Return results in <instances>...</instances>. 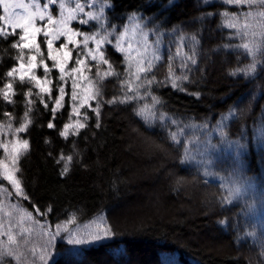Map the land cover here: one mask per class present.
<instances>
[{"label":"trees","instance_id":"1","mask_svg":"<svg viewBox=\"0 0 264 264\" xmlns=\"http://www.w3.org/2000/svg\"><path fill=\"white\" fill-rule=\"evenodd\" d=\"M75 3L97 11L89 6L92 0H71L69 6ZM105 4H110L103 21L108 31L102 32L107 43L101 46L109 63H99L95 39L88 42L91 53L82 43L68 46L91 70L71 59L61 73L47 59L44 30L57 61L64 53L55 49L67 37L54 33L102 31L75 21L65 28L60 21L69 14L67 7L61 12L56 5L52 23L48 10L40 8L44 21L37 14L35 23L44 25L37 34L42 56L31 41L21 50L9 43L18 37L0 35V249L19 256L4 259L9 264H264V55L258 54L255 72L233 75L252 63L237 45H264V7L224 0ZM29 11H37L35 3ZM29 55L36 56L32 72L41 78L43 92L28 82L32 73L23 83L19 72L6 75L21 63L27 71ZM41 58L50 68L47 77ZM141 58L144 65L138 64ZM149 62L151 70H139ZM60 87L64 94L56 105ZM96 89L100 95L93 98ZM5 91L14 103L4 100ZM49 122L55 126L49 128ZM24 124L27 130L17 131ZM65 125L67 138L60 135Z\"/></svg>","mask_w":264,"mask_h":264},{"label":"snow or ice","instance_id":"2","mask_svg":"<svg viewBox=\"0 0 264 264\" xmlns=\"http://www.w3.org/2000/svg\"><path fill=\"white\" fill-rule=\"evenodd\" d=\"M85 2L87 3V0H85ZM225 3L227 4H234V5H249L252 6L254 4H259V6L264 7V0H224ZM35 3L36 5V12L33 11H29V9L32 7V4ZM71 0H47V2H45V0H28V2H26V0H0V7H2L3 10V15H0V21H4L5 25L4 27H0V35H4L5 38L7 36H15L18 37V40H13V41H9V43L11 44L12 48H18V49H24L29 47L28 45V41H31L32 43L36 44V51L38 54H41V56L43 55L41 52V48H40V44L37 43V39L38 33H41V31L44 28V25L41 24V26H37L35 23L36 20V16L37 14H39V20L42 22L44 21V15L42 12H40V8L42 7L43 9H47L48 10V16H47V20L48 23H52L53 22V16L57 14V7L56 5L58 4V8L59 10H61V12L67 7L68 8V15L67 17H64L63 15H61V23L65 26V28H67L68 24L70 22H78L80 25L82 26H87L89 28H96L97 25L100 26L102 31H93V32H88L85 30L84 27L80 28V29H75V28H68L67 32L65 31H58L57 33H54V35L56 36L57 39H59L60 36H66L67 40L66 42H61L58 47L55 49L56 52H63L64 56L63 59L60 61H57V57L53 54L54 49H53V39L48 38L49 33L48 31L44 30L43 31V35L46 38V44H47V48H48V54H47V59L48 60H52L55 61V65L56 67L59 68L61 73H64L65 71V67H66V63L68 60L71 59H75V64L76 65H85V67H88L89 70H91V66L86 65L85 64V60L81 57L80 53H77L75 57H73V50L70 49L68 46L69 45H75V46H80L81 43L83 45L84 49H88V51L91 53V49L89 48V40L90 39H95L96 41V45H97V49H98V54H99V63H104V64H108L109 60L107 58V56L105 55V49L101 46L103 43H107V36L102 35V32H107L108 29L103 27V21L105 19V10L107 7H110V4H105V0H92V3L89 5L92 8H95L97 11L94 14L92 11H87L85 6L81 3H75L74 7H70ZM238 13H233V15H237ZM264 14V13H262ZM245 15H250V13H245ZM85 16L87 18H85ZM95 22V23H94ZM229 27H235L234 24H230ZM5 28H9L11 29L10 31H5ZM19 30V31H17ZM119 32V30H117ZM69 33H75V35L77 36H83V41H78V40H73L72 35H70ZM123 33H120V35H118L116 37V45L115 47L117 48V50H120L121 48V40L123 37ZM246 35V33H245ZM193 39H195V37H193ZM236 47L238 48H243L245 50L246 55L252 57V63L248 64L245 66V68L241 69L238 68L233 75L243 72L245 75L255 72L256 71V59L258 54L259 55H264V45L261 44H255V43H243L241 45H237ZM129 48H132V45L129 44ZM125 59H130V56H126ZM28 60V64H27V71H23L25 69V65L23 63H21L19 65V68H16L15 66H13L7 73L6 75L9 77H13L14 73L19 72L20 73V80L23 83L25 80V76L28 75V73H32L29 76L28 82L31 83L32 81L36 82L37 86H40V91L43 92L45 91V87L43 85H41L40 83V77H38L34 72H32V69L37 67V65L34 63V61H36V56L35 55H29L27 57ZM92 60L96 61L97 60V56L96 55H92ZM192 63H195V60H192ZM39 64L44 66V73H45V77L48 76L49 72H50V68L48 67V65L45 63V60L43 58L40 59ZM139 65H144V60L143 58H141L138 61ZM97 67V76L100 75V69H99V64L96 65ZM153 67V65L151 64V62H149L147 64V67H140V71H146V70H151V68ZM110 69H111V64H110ZM72 72H76L77 68L73 67L71 68ZM111 70L106 73V75H111ZM186 78V77H185ZM136 79H140V76L137 74L136 75ZM151 81H149L150 83ZM49 83V81L46 79L45 80V84ZM9 91L12 90L13 85L12 83H8L5 86ZM76 87V84L73 83V88ZM173 87H177L175 81H173ZM60 93H61V97L57 98L55 100L56 105H60L61 104V100L63 98V94H64V89L63 87H60ZM132 89L129 88V91H131ZM9 91H5L3 92V98L5 101H7L8 103H14V101L12 99H10L9 97ZM49 92H51V89H48ZM28 95H31V92L28 93ZM100 95L99 89H96V91L93 93V98L95 96ZM50 99L53 98L51 95L49 97ZM154 101L156 100L155 97H153ZM109 103H112L113 101H108ZM29 103H31V101H29ZM45 107H48V104L45 103ZM55 108L52 109L53 113H55ZM96 111L97 117L100 116L99 113V105L97 104L96 108L94 109ZM6 116H10L11 113L9 112H5L4 113ZM140 114V113H138ZM25 115L27 116V113H25ZM229 117H225L224 119L227 120ZM55 125L52 122L48 123V127L49 128H53ZM81 128L85 127L84 124H80L79 125ZM99 122L97 123V127H99ZM9 127H11V125H9ZM68 127L69 125H65V130L60 132L61 136H64L65 138H67L68 135ZM27 130V125H21L20 128L17 129V131H26ZM23 146L25 149H27L28 147V141L24 140L23 142ZM15 159V157H14ZM61 159H63V157H61ZM72 157L69 156L68 160H71ZM59 162V161H58ZM65 172L68 171V167L67 165H65ZM9 179H11V177H9ZM14 184H16L18 192V195H23L22 192L19 191V185L18 182L13 181ZM25 199H27V196L25 195ZM223 223V221L221 222ZM93 239H98V236H93ZM13 240V238L11 236H9V241L11 242ZM75 243L79 244L82 243V241L80 240H76ZM4 257H13L17 260H19V256L18 255H14V251H9L8 249H0V264H9V261L5 260Z\"/></svg>","mask_w":264,"mask_h":264}]
</instances>
